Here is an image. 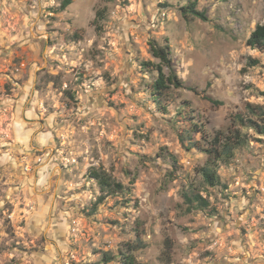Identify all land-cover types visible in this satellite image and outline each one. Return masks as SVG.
<instances>
[{
	"label": "rangeland",
	"instance_id": "374dc122",
	"mask_svg": "<svg viewBox=\"0 0 264 264\" xmlns=\"http://www.w3.org/2000/svg\"><path fill=\"white\" fill-rule=\"evenodd\" d=\"M62 1L0 0V264H102V252L121 264L139 240L138 264H264V136L235 120L264 107V53L246 46L264 0ZM190 2L207 21L183 15ZM151 40L184 85L161 106L140 67ZM190 125L197 148L180 142ZM236 131L244 143L217 170L226 188H210L204 150ZM91 170L125 188L92 214ZM183 190L213 212L187 213Z\"/></svg>",
	"mask_w": 264,
	"mask_h": 264
},
{
	"label": "trees",
	"instance_id": "16d2710c",
	"mask_svg": "<svg viewBox=\"0 0 264 264\" xmlns=\"http://www.w3.org/2000/svg\"><path fill=\"white\" fill-rule=\"evenodd\" d=\"M72 2L73 0H63L60 10L64 11L71 5ZM181 11L184 16L190 15L200 19L201 21H207L205 14L196 9L195 2H190L186 6L182 7ZM104 18V11L97 13L94 20L96 31L101 30V26L98 24V21H102ZM246 46L251 50H257L264 53V23L255 26L254 30L250 33L248 39L246 40ZM149 53L154 61L141 62L140 67L143 72L154 74L153 80L146 85V91L149 98L156 105L161 106L162 102L168 97L167 95L171 89H182L184 85L181 79L177 76L168 44L160 45L156 41L151 40L149 42ZM258 64V60L249 58L246 66L241 70V72L246 73L248 69L256 68ZM207 100L214 105H221L220 102L213 101L210 98H207ZM161 110H165V108H161ZM246 112L250 115L247 119H245L246 117L242 115H237L235 117L239 126L245 127L246 124L247 127L253 129L256 134L264 136V107L247 105ZM193 127H195V125H190L189 128L183 129L180 133V142L183 147L185 141L191 139L192 142L189 143L191 147L197 148L199 146V142L196 140L194 141L192 138L199 133V127ZM243 143L244 139L239 131H236L235 134H231L229 132L227 134L218 132L214 136L212 141L209 143V147L204 150L207 158L204 166L199 171L202 181L206 186L213 189L226 188L220 181L217 172L218 167L219 165L227 166L230 160L234 157L235 150L242 146ZM190 146H187L186 149H189ZM172 160L174 162L175 158L172 157ZM89 177L97 183L101 191V195L93 204L91 214L96 211L98 205H100L108 196L125 191L123 185L115 183V181L111 180V178L103 171L91 170ZM181 198L183 200V204L186 206L187 213L193 211L203 212L206 210H208L209 213L213 212V209L210 208L209 200L206 197H203L200 193L183 190ZM166 246L169 248L168 245ZM144 248L145 245L140 240L136 241L134 244H125L123 248L118 251L120 263L138 264L134 253ZM100 254V261L102 264H108L115 260V256L109 252H102Z\"/></svg>",
	"mask_w": 264,
	"mask_h": 264
}]
</instances>
